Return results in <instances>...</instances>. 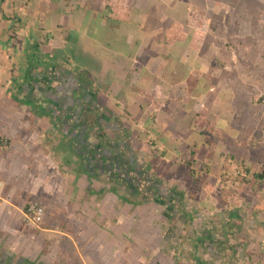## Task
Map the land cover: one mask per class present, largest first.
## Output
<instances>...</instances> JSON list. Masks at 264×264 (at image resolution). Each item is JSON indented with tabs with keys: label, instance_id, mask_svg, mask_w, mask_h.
Returning <instances> with one entry per match:
<instances>
[{
	"label": "rangeland",
	"instance_id": "rangeland-1",
	"mask_svg": "<svg viewBox=\"0 0 264 264\" xmlns=\"http://www.w3.org/2000/svg\"><path fill=\"white\" fill-rule=\"evenodd\" d=\"M63 1L67 0L59 4L64 5ZM68 1L73 5L72 2L76 0ZM178 1H185L190 6L188 25L176 23L160 13L161 4L174 6ZM90 5L100 11L102 18L107 15L105 8L110 6L113 8L112 17L123 20L129 19L132 7L152 9L151 12L156 16L159 14L165 22L176 55L214 75L213 90L219 92L227 89L233 95L222 106L217 104L220 99H215L214 105H209L207 96L199 97L192 105L189 101L198 85L195 79L185 76L178 78V72L176 76L172 74L175 66L171 69V78L159 77L165 76V67L169 61H164L159 66L160 70L157 65L154 67L157 78H139V74L143 73L140 67L147 60L150 64L151 57L146 53L140 59V56L134 57L138 68L130 63L127 78L123 80L124 87L114 88L117 90L114 93L123 94V98L109 97L103 89L113 87L110 76L104 78L108 79L104 81L101 80L100 70L83 68L86 73V70H90L97 78L94 85L100 92L96 109L98 105L112 102L117 112H123L126 104L131 105L129 107L134 116L128 117L129 126H133L130 136L136 134L131 144L139 148L136 159L148 166V171H143L144 175L147 173L151 182L163 186L164 190H160L162 194L169 189L177 196L182 194L183 201L191 203L198 210L199 213L193 214L194 222L201 225L195 228V223L190 224L186 219L184 212L191 210L192 205L180 210V216L177 213L171 215L172 212H167L165 207L153 201H133V206L113 209L111 215L115 218L114 228L120 231L124 225L127 228L124 235L133 239L135 244H130L127 256L114 260L112 256L116 250L109 255L103 246L94 243L87 216L76 214L78 212H74V208L67 207V201L60 199L62 202H59L55 196L54 200L52 198L54 204L50 206L53 218L50 228L65 231L69 236L57 237L52 234L50 237L54 238L53 241L57 240L50 247L48 244L43 246L45 253L53 258L55 264H175L176 260L178 264H197L194 256L200 257L198 249L201 244L198 248L194 247V237L197 239L196 233L199 232L202 237H210L215 241L216 251L221 255L215 264H221L230 256L236 244L243 246L246 258L237 255L238 264H264V179L254 176L264 171V0H92ZM9 11L10 7L7 8ZM4 28H0V35L7 42L9 35ZM69 42L77 44L74 38H70ZM71 49L69 47L68 51L59 52L61 55L58 57L79 66L77 48L75 51ZM60 59L54 58L52 54L49 58L38 57L37 63L43 66L34 65L33 78H48L46 75L52 72L64 73L67 78L80 75L75 71L76 67L69 70L68 66L60 64ZM182 68L178 66L177 70L183 71ZM149 69L146 68V71ZM83 76L90 78L89 75ZM178 99L186 106L190 104L189 112L197 113L191 128L186 131L170 127L173 124V110L167 101ZM83 103L81 100L78 108L86 110L89 102ZM141 105L152 114L164 112L162 118H155L156 122L164 125L162 133L157 132L154 123L146 124L143 112H139ZM111 111L108 108L103 110L100 118L105 114L108 116ZM123 114L129 115L128 110ZM97 117L99 120V115L92 113L86 115L84 121L86 123L91 118V123L96 125ZM38 118L37 115H31L29 119L34 122ZM139 125L142 126L141 131ZM103 133V142L111 140V135L105 131ZM4 145L7 146V140ZM163 148L165 152L161 153ZM50 167L51 175H55L56 167ZM156 192V189H150L149 197ZM86 203L83 200L82 206ZM67 211L71 215H67ZM225 221H228L227 224L233 223L234 227L230 228L227 224L223 226ZM44 222L35 226L44 228ZM36 238L41 245L42 234L38 233Z\"/></svg>",
	"mask_w": 264,
	"mask_h": 264
},
{
	"label": "crops",
	"instance_id": "crops-1",
	"mask_svg": "<svg viewBox=\"0 0 264 264\" xmlns=\"http://www.w3.org/2000/svg\"><path fill=\"white\" fill-rule=\"evenodd\" d=\"M60 1L62 0H0V28L5 27L9 35L7 42H4L0 35V137L2 140H7V146L0 147V264H55L53 258L45 253L46 249L43 246L48 244L50 247L51 243L56 242L57 239L53 241L54 238L50 237L52 234L57 237L69 236L65 231L50 228V222L53 219L50 206L54 204L55 196L59 202L67 201V207L74 208V212H78L76 214L87 216L88 225L93 231L91 237L94 236V243L96 242L100 247L103 246L109 255L114 254L116 250V254L112 256L114 260H121L127 256L130 253V244L133 243L132 245L135 246L133 239L124 235V231H127L124 225L121 226L120 231H116L118 228L113 226L115 218L111 215L113 209L133 205L120 201L112 190L102 198H98L91 185L97 188L98 184L101 185L99 180L104 178L98 180L87 173H81L82 171L79 170L81 163L76 154V150L80 147L75 142L80 140L81 136H86L85 145L90 146L91 141L93 146H104L107 142H103L104 138L100 134L105 131L111 135V140L121 150L125 147V143H128L129 147L139 152L136 144H131L136 134L130 136V130L133 129V126H129L128 117L130 116L123 114L131 105L126 104L123 112H117L112 102H108L107 105H98L99 108L96 109L95 105L99 103L98 92H100L94 85L97 83V78L90 70H86L87 73L83 70L89 67L91 70H100L101 80L110 76L113 87H103V89L109 97L123 98V94H115L117 90L115 91L114 88L124 87L123 80L127 78L128 68L131 64L138 68V62L136 58L121 52L119 46L115 49L102 41L100 43L104 48L96 47L101 50L99 54L90 55V60L87 57L83 58L84 56L80 54L81 45L77 47L78 38L81 36L82 28H84L82 35L91 32L89 27L95 28L94 12L98 10L90 5L92 0H74L73 6L71 1H63L64 5L59 4ZM35 3H38L37 9L34 8ZM75 5L87 7L84 10L78 7L77 14L83 13L85 16L90 14L86 18L89 19L87 25L77 32H74L76 19L71 13ZM8 7H10L9 13ZM67 16L68 21H66ZM35 20H39V24ZM66 23L67 27H65ZM59 25H63V28L58 27ZM33 34L40 36L45 43V46L43 45L45 52L37 50ZM52 36L53 38H49ZM70 38L76 39L77 44H70ZM69 47L73 48L71 51L77 48L79 66L68 64L65 62L66 59L62 60L58 57L59 52L66 51ZM51 54L54 58L62 60L60 64L68 66L69 70L76 67L75 71L80 75H76V78H67L64 73L52 72L51 75H46L48 78H33L34 65L43 66L37 63L38 57L39 59L49 58ZM144 55L145 53L141 54L139 59ZM162 64L159 60L149 64L147 60L140 67L143 73L139 74V78H157L154 67L157 65L160 70L159 66ZM149 67L152 71L146 72V68ZM173 71L172 74H174ZM170 73L159 77L171 78ZM83 75H89L90 78H84ZM80 99L84 103L89 102L86 110L78 108ZM107 108L112 110L110 112L112 116L105 114L102 117L104 121L99 124L100 116ZM142 110L139 108V112H146L144 108ZM92 113L99 115V120L98 117L95 120L96 125L91 123L93 121L91 118H88L89 121L86 123L84 121V117ZM31 115L39 116L38 121L31 122L29 119ZM106 121L111 124L104 126ZM156 124L157 132L162 133L164 125ZM139 128L141 131L142 126L139 125ZM135 129L138 130L137 127ZM136 139L138 140V137ZM163 150L165 151V148L161 152ZM50 165L56 167L55 175H51ZM100 176L104 177L101 174ZM137 183L138 180L135 181V184ZM83 200L88 202L86 206H82ZM65 202L63 205L66 204ZM32 203L45 208L44 228H38L35 225L39 223L30 222L26 218L28 205ZM195 212L199 213L197 209ZM66 213L71 215L70 211ZM194 223L197 226L201 225V223ZM224 223L223 226L228 221ZM227 225L230 228L234 227L233 223ZM38 233L43 236L41 245L36 238ZM195 238L194 246L198 248L201 244V248L197 251L202 258L194 256L197 264H215L221 257L216 251L215 241L210 237H202L198 241H196L198 237ZM217 238L221 237L217 236ZM223 238L227 239L225 236ZM219 241L220 239L217 242ZM239 245H234L230 256H227L221 264H238L237 255L242 256L243 258L240 257L242 259L245 258L243 246Z\"/></svg>",
	"mask_w": 264,
	"mask_h": 264
},
{
	"label": "trees",
	"instance_id": "trees-1",
	"mask_svg": "<svg viewBox=\"0 0 264 264\" xmlns=\"http://www.w3.org/2000/svg\"><path fill=\"white\" fill-rule=\"evenodd\" d=\"M163 3V2H162ZM17 4H20L17 2ZM152 4V3H151ZM89 6V4H86ZM86 5H75L71 9V13H73V17L76 19L75 24V30L74 32H77L79 29H81L83 26H86L87 19L90 14H87L86 16L82 13V15L77 14V11L79 8L87 9ZM73 6V5H72ZM79 7V8H78ZM34 8H38V3L34 4ZM107 10L105 18H102L100 16V11L94 12V19H95V28L89 27L88 29H91V32L87 35H82L84 28H82L81 36L78 38V45H81L82 51L81 56H84L83 58L87 57L89 60L90 55L95 56V54H99L101 50L96 49V47L104 48L101 41L103 43H106L107 46L111 47L113 46L115 49L118 46H124V48H119L121 52H124L125 54L135 57L140 56L143 53L149 54L151 57L150 63L152 64L155 60H160V62L169 61V64L165 67V70L168 73L171 72V69L173 66L175 68H178L183 66V71H178L177 69L173 68V71L175 76L176 72H178L177 76L178 78H188V79H195L198 83L195 93L192 95L191 100L189 101L190 104L194 105L195 101L201 97V96H207L208 101L210 100L209 105H214L215 99H220V102H218V106L225 105L227 101H229L232 98V95L229 90L223 89L222 91L216 92L213 90L214 83L212 82V78H215L214 75H210L206 73L201 66L186 62L185 59L179 58L177 55H175L176 49L172 46L171 41H169V34L167 32L166 24L163 22V20L156 14H153L149 8H143L139 6H135L131 8V13L129 15V19L123 20V19H117L112 17L113 8L110 6H107L105 8ZM189 10L190 6L185 1H178L174 6H168L166 4L160 5V13L163 14V16L168 17L170 20L180 23L181 25H188L189 24ZM158 13V12H157ZM69 18H66V21H68ZM39 24V20H35ZM58 27L63 28V25H59ZM87 28V27H86ZM92 33V34H91ZM33 38L35 39V46L39 52H45L44 50V44L43 41L40 39V36H37L36 34H33ZM49 38H53L49 37ZM83 38L82 40H80ZM48 41H51L48 39ZM189 39L184 44L187 43ZM22 42V41H20ZM182 44V43H181ZM44 45V46H43ZM182 46V45H180ZM93 49V50H92ZM68 51V50H67ZM61 55V54H60ZM65 59V58H64ZM66 63L69 64L67 60H65ZM179 62V63H178ZM181 62H184L181 64ZM175 63V64H174ZM158 65V64H157ZM90 68V67H89ZM152 69L147 70L146 72H150ZM209 78V79H208ZM216 96V98H215ZM210 97V98H208ZM178 100H168L167 103L171 110H173L172 113V121L173 124L170 126L171 128L175 127L176 129L186 131L187 129H190L193 123L194 118L197 116V113L189 112L188 106H186L183 102ZM215 100V101H214ZM207 101V102H208ZM212 103V104H211ZM187 107V109H186ZM130 107H127L128 113L130 117L134 116V112L131 110ZM145 108V106L141 105L140 109L142 110ZM154 112L147 113L143 112L144 119L146 121V124H156V117H161L164 113H158ZM223 118V117H222ZM102 118L99 120L102 123ZM82 124V122H81ZM111 123L106 121V124L103 125H110ZM83 125V124H82ZM157 126L162 125L157 123ZM174 125V126H173ZM169 127V131L172 132L171 128ZM107 134V132H105ZM103 138H105V134H101ZM80 140H77L75 143L80 147V149L76 150L78 161L81 163L80 166H82L81 173L88 174L92 178H104L103 180H99L101 182V185L98 184L97 188L95 186H92L93 192L98 195V198H102L108 191H113L114 194L117 196V198L123 202L129 203L131 205L138 203H144L149 201H155L156 203H159V205L164 204L165 201L158 193H153L150 197V200L144 201V196H142V193L139 192V184H135V180L129 176H126L127 173L124 172H117L118 165H122L120 161H117L113 158H108L107 155L104 156L103 150L106 146V143L104 146L102 145H96L93 146L92 142L90 141V146L85 145V142L87 141V137L79 138ZM74 142V141H73ZM114 142V141H113ZM111 143L110 140L108 141V144ZM106 149V148H105ZM107 150V149H106ZM105 150V151H106ZM108 150H111L108 149ZM112 151V150H111ZM165 151L163 150L164 153ZM112 153V152H110ZM108 161V162H106ZM85 165V167L83 166ZM101 165V166H100ZM102 167L103 169H101ZM81 168V167H80ZM79 168V170H80ZM102 170V172H100ZM132 172V171H131ZM100 174L104 177H101ZM122 176V179H121ZM255 178L257 179H264V171L262 174L255 173ZM124 179V180H123ZM124 181V182H123ZM130 181H134L133 184L129 185L127 184ZM124 183L125 185L121 188L119 184ZM122 189V192L120 189ZM131 198H134V200H131ZM95 200V199H94ZM135 201V202H133ZM171 207H166L167 212H180L183 211L179 208H174V204L170 205ZM175 213V215H176ZM185 215H187L186 219H190V223L192 224L194 222V216L195 210L191 209L188 212H184ZM179 214V213H178ZM173 215V214H171ZM199 226L195 225V228H198ZM198 231V230H197ZM196 236L198 237V240H200L202 235L197 232ZM133 244V243H132ZM196 244V243H194ZM196 247V246H194ZM196 249V248H195ZM177 255V254H176ZM179 259V257H177ZM178 261V260H177ZM178 264V263H177Z\"/></svg>",
	"mask_w": 264,
	"mask_h": 264
},
{
	"label": "flooded vegetation",
	"instance_id": "flooded-vegetation-1",
	"mask_svg": "<svg viewBox=\"0 0 264 264\" xmlns=\"http://www.w3.org/2000/svg\"><path fill=\"white\" fill-rule=\"evenodd\" d=\"M111 143L106 144L105 149L103 150V154L104 156L107 155L108 158H113V159H117L118 161H120V163L122 165H118V168H117V172H125L127 173L126 176H129V173L130 174V177L133 178L135 181L138 180V183L139 184V192L142 193V196H144V201L145 200H150V197H149V194H150V189L151 191L156 189L157 190V194L159 193L160 196L163 198V200L165 201L164 204H161L159 205V203H156L154 201L155 204H158L160 207H171L170 205L171 204H174V208H179V209H183L185 208V206H189V205H192L191 203H188V202H184L183 201V195L180 194V196H177L175 195V192L173 190H168L167 192H164V194L161 193L160 190H164L163 186L162 185H159L157 184V182H151L149 180V177H148V174L143 173V171H148V166H146V164H142L140 163V160L139 159H136V151L134 150L133 147H129L128 143H125V146L122 150L121 148H119V146H117V144H115L112 140H110ZM112 151V153H109V150L110 149ZM125 149L128 150V152L126 151L125 152ZM106 150V151H105ZM113 156V157H112ZM143 157V156H142ZM144 158V157H143ZM116 160V161H117ZM108 162V161H106ZM132 171V172H131ZM124 180V179H123ZM124 182V181H123ZM130 184H133L134 181H130L128 182L127 184L129 185ZM125 184L122 183V184H119V186L122 188ZM149 186V187H148ZM154 192V191H153ZM179 194V193H177ZM182 198V199H181ZM191 208H195V207H191ZM187 209V208H186ZM176 212H172L173 216L175 215ZM178 214V213H177ZM195 214V213H194ZM181 215V213H179V216ZM172 216V217H173ZM188 221H190V219H188ZM187 221V222H188ZM191 224V223H190Z\"/></svg>",
	"mask_w": 264,
	"mask_h": 264
},
{
	"label": "built area",
	"instance_id": "built-area-1",
	"mask_svg": "<svg viewBox=\"0 0 264 264\" xmlns=\"http://www.w3.org/2000/svg\"><path fill=\"white\" fill-rule=\"evenodd\" d=\"M6 143L5 140H2L0 138V147H2ZM45 215V208L44 206H41L36 203H32L29 205L27 212H26V218L28 221L33 223H40L43 221Z\"/></svg>",
	"mask_w": 264,
	"mask_h": 264
}]
</instances>
